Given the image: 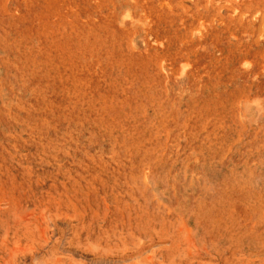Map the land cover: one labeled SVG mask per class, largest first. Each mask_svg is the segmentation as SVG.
Returning <instances> with one entry per match:
<instances>
[{
    "label": "rangeland",
    "instance_id": "374dc122",
    "mask_svg": "<svg viewBox=\"0 0 264 264\" xmlns=\"http://www.w3.org/2000/svg\"><path fill=\"white\" fill-rule=\"evenodd\" d=\"M0 264H264V0H0Z\"/></svg>",
    "mask_w": 264,
    "mask_h": 264
},
{
    "label": "bare ground",
    "instance_id": "6f19581e",
    "mask_svg": "<svg viewBox=\"0 0 264 264\" xmlns=\"http://www.w3.org/2000/svg\"><path fill=\"white\" fill-rule=\"evenodd\" d=\"M169 9V8H168Z\"/></svg>",
    "mask_w": 264,
    "mask_h": 264
}]
</instances>
